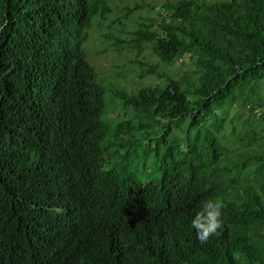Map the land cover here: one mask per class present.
Returning a JSON list of instances; mask_svg holds the SVG:
<instances>
[{"label":"trees","instance_id":"16d2710c","mask_svg":"<svg viewBox=\"0 0 264 264\" xmlns=\"http://www.w3.org/2000/svg\"><path fill=\"white\" fill-rule=\"evenodd\" d=\"M162 10L112 38L117 51L192 71L137 61L114 124L83 48L109 0H0V264H264V154L230 161L217 113L234 106L264 126L251 113L264 106V0ZM259 137L252 127L237 141ZM206 197L224 222L201 243L187 212Z\"/></svg>","mask_w":264,"mask_h":264},{"label":"rangeland","instance_id":"374dc122","mask_svg":"<svg viewBox=\"0 0 264 264\" xmlns=\"http://www.w3.org/2000/svg\"><path fill=\"white\" fill-rule=\"evenodd\" d=\"M135 3L141 5V7L124 16V8H133ZM109 4L112 12L106 20L94 25L83 48L87 61L96 70L98 82L103 86L104 101L106 103L105 114L114 117L115 114L122 112V109L116 107L113 102L117 98L116 93L122 92L124 89V91H130L129 82L133 85L139 82L135 79L140 69L137 61L142 64L158 62L159 70L169 72L175 76L176 73L182 74L186 70L187 72L192 71L193 63L183 58L182 61L178 60L176 62L174 60L172 65L168 66L159 62L158 58L148 50H144L140 54L128 48L117 51L118 46L116 47L112 38L128 39L130 37L129 33L136 28L137 23L144 19L154 18L155 21H158V13L163 11V0H109ZM142 67L145 68V65ZM217 113L225 119L222 134L225 137L224 144L231 150L229 154L230 161H234L235 155L238 153L264 154V126L261 127L257 124L255 119L253 122L246 110L229 106ZM124 118L119 114L117 118H113V123L122 121ZM252 127H256L257 135L260 136L258 143L250 147L239 146L238 137ZM178 133H180V130L173 127L168 137L176 136Z\"/></svg>","mask_w":264,"mask_h":264},{"label":"clouds","instance_id":"9594fccd","mask_svg":"<svg viewBox=\"0 0 264 264\" xmlns=\"http://www.w3.org/2000/svg\"><path fill=\"white\" fill-rule=\"evenodd\" d=\"M7 24V19L0 20V30H3ZM110 208L115 214H118L117 201L114 202ZM223 208L224 204L219 199L215 197H206L197 206L191 207L188 210L187 215L190 214V226L196 238L201 243H206L211 236L217 235L219 230L222 229L224 222L222 215ZM148 210L152 214V209ZM159 215L163 217L156 219L159 220L162 225L164 223L171 225L173 222V220L166 219V215L161 209H159Z\"/></svg>","mask_w":264,"mask_h":264},{"label":"built area","instance_id":"2783aa9c","mask_svg":"<svg viewBox=\"0 0 264 264\" xmlns=\"http://www.w3.org/2000/svg\"><path fill=\"white\" fill-rule=\"evenodd\" d=\"M251 113L255 116V117H261L264 115V106L260 107V108H252Z\"/></svg>","mask_w":264,"mask_h":264}]
</instances>
